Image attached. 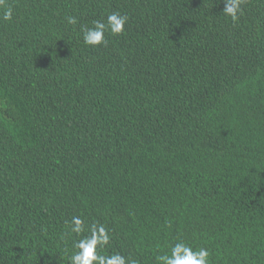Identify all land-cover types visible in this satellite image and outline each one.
<instances>
[{"label":"trees","instance_id":"16d2710c","mask_svg":"<svg viewBox=\"0 0 264 264\" xmlns=\"http://www.w3.org/2000/svg\"><path fill=\"white\" fill-rule=\"evenodd\" d=\"M7 3L0 264H69L72 216L138 264L178 241L264 264V0L236 22L224 0ZM111 12L124 33L86 46L81 28Z\"/></svg>","mask_w":264,"mask_h":264},{"label":"clouds","instance_id":"9594fccd","mask_svg":"<svg viewBox=\"0 0 264 264\" xmlns=\"http://www.w3.org/2000/svg\"><path fill=\"white\" fill-rule=\"evenodd\" d=\"M224 2L223 13L236 22L242 14L243 0H224ZM0 9H2L0 20L11 21L13 8L7 0H0ZM127 19V16L119 12H111L107 15L106 21H93L92 27L81 28L83 43L90 47L104 46L107 43L105 32L109 31L113 36L122 35ZM67 22L75 25L77 19L69 16ZM66 224L71 233L81 237L73 244L76 250L69 257V264H138L136 260L128 259L119 253L102 254L101 250L109 245L111 239L109 230L103 224L93 222L91 225H86L85 220L80 216H72ZM85 232L88 234L83 235ZM156 259L158 264H210V252L204 247L194 250L189 244L178 241L170 246V254L159 255Z\"/></svg>","mask_w":264,"mask_h":264}]
</instances>
